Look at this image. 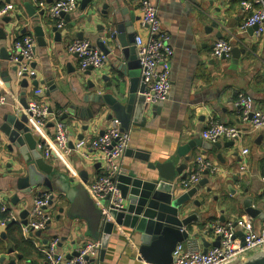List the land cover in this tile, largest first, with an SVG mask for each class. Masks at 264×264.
<instances>
[{"label": "crops", "instance_id": "0c3cea01", "mask_svg": "<svg viewBox=\"0 0 264 264\" xmlns=\"http://www.w3.org/2000/svg\"><path fill=\"white\" fill-rule=\"evenodd\" d=\"M0 1L11 6L10 12L0 20V30L6 36L5 40L0 39V49L4 48L10 55V48L15 40L23 35L32 36L35 39L32 68L36 73L34 80H26L28 87L22 88V79H17L12 71L14 65L0 58V85L8 95L7 103L0 106V123L8 113L22 114L13 98H16L18 103L24 98L26 103L35 100L43 102L53 113L49 116L48 123L52 127L47 125L44 132H39L41 142L46 146H49L52 140L53 116L58 112L59 119L68 127L71 148L78 140L102 135L110 120L89 117L85 113H79V116L75 117L72 112L65 110L67 104L86 108L87 105L78 101L77 95L88 94L85 86L87 78L78 72L79 58L67 53L66 47L68 43L79 39L78 34L84 31L83 40L88 41L92 48L98 49V32L95 28L99 25L105 26L107 17L103 12L111 14L113 5L119 10H125L127 17L132 13L137 18L133 25L135 34L144 37L146 31L140 25L139 19L140 0H92L83 9L82 0H79L76 10L69 14V21L65 22L64 29L58 31V40L51 32L54 22L48 15L49 6L56 0L52 3L44 0L42 6L32 0ZM150 1L158 10L161 27L170 36L173 49L170 63L171 91L166 101L156 105L158 111L149 110L143 126L127 131L130 135L127 150H142L164 160L170 156L175 157L178 148L188 141L194 139L199 141V144L205 142L200 135L210 119L239 127L241 130L238 140L219 141L221 148L215 153L195 146L186 154L189 157L187 161L175 157L177 163L182 166L181 175L176 181L178 187L182 175L186 178L194 170L197 157L205 158L219 169L217 173H208L206 177L203 173L202 178L208 180V185L201 188L187 205L189 214L201 217L200 222L190 225L189 237L194 239L203 251L205 247H212L216 240L211 230V226L216 223L235 222L245 216L250 220L252 227L259 230L264 222V182L261 180L264 173V126L253 128L249 123L243 122L235 107L237 95L243 93L250 96L256 106L264 111V37L256 39L253 36L254 31L240 30L247 15L239 0ZM93 4L96 5L95 8ZM105 4L108 5L107 9L103 8ZM26 6L33 10L32 18L28 16ZM6 18L9 19L8 23L4 22ZM89 18L91 24L86 22ZM34 21L36 23L32 24ZM36 25L45 32V47L37 45L33 31V26ZM219 39L229 41L232 49L243 50L236 64L231 63L232 53L229 58L222 60L211 58L213 45ZM109 64L108 60L107 66L99 74L106 73ZM2 74L10 78L11 88L5 87ZM53 74L55 77L52 78ZM51 80L56 91H50L47 96L46 83L50 84ZM34 81L38 82L37 89L44 93L42 98L34 94ZM22 93L25 95L22 96ZM63 114L67 115L65 119H61ZM229 143L231 146L224 148ZM6 144L7 142L0 138V205L7 206L19 217L26 211L27 219L34 197L44 190L39 188L29 195H21L16 190L13 180L23 176L22 170L19 169L23 164L16 151L14 154L9 153ZM245 149H248L249 153L243 156L242 150ZM217 155L220 156L219 159ZM12 156L16 157L14 162ZM46 161L56 168L57 173L69 175L77 184L81 183L80 174L86 178L85 185H88L103 173L100 165L92 160L91 154L84 157L72 152L69 154L68 163L52 156ZM131 163L130 158L123 156L121 168ZM243 163L247 167L245 172L240 171ZM207 188H210V192H207ZM228 189L234 193L231 194ZM179 194L181 193L177 192V195ZM15 195L18 196V201L13 202ZM248 198L252 208L260 212V216L250 217L245 213L243 202ZM194 201L199 206L194 205ZM92 203L95 205L93 201ZM94 207L98 209L96 205ZM69 208L70 205L62 198H58L54 205L49 206L46 209L50 217L49 225L39 236H32L33 243L26 240L16 226L7 228L6 225L5 228H0V258H4L2 264L11 261L15 264H42L43 256L36 246H47L54 239L58 240V253L66 259L74 256L84 242L93 239L87 236L88 227L83 220L67 217ZM59 209L64 211L59 213ZM121 232L125 239L115 244L112 237L103 259L98 257L90 264H144L137 257V240L126 231ZM247 258L249 257L243 260Z\"/></svg>", "mask_w": 264, "mask_h": 264}, {"label": "water", "instance_id": "95a60500", "mask_svg": "<svg viewBox=\"0 0 264 264\" xmlns=\"http://www.w3.org/2000/svg\"><path fill=\"white\" fill-rule=\"evenodd\" d=\"M52 3L53 0H46ZM92 2V0H82L81 8ZM153 3V2H152ZM95 4L93 7L95 8ZM27 7V6H26ZM108 5L103 6L107 9ZM113 12L108 14L103 12L107 17L104 25L96 26L98 32L96 46L99 51L110 61L109 68L106 73L99 74L88 67L83 75L87 78L85 86L88 94L82 96L78 93V101L87 105L86 108L80 106H72L67 104L65 110L72 112L75 117L79 113H85L89 117L106 120L115 119L119 122L121 130L136 129L143 126L146 121V114L151 111H158L156 105L149 107L145 100L148 88L141 76V68L137 58L134 46L135 29L134 22L137 20L132 13L127 15L125 10H119L112 6ZM28 16L32 18L34 12L27 7ZM65 22L69 21V15H63ZM5 23L9 19L4 20ZM91 24V18L86 21ZM36 23L35 21L32 23ZM256 26L248 29L253 32ZM34 34L37 38V45L45 47V32L39 25L33 26ZM55 39L58 40L60 35L55 26L51 27ZM79 39L83 40L84 31L78 34ZM0 39L5 40L6 36L0 30ZM243 50L233 48L231 63L236 64L239 55ZM0 58L8 61L9 55L4 48L0 49ZM12 71L15 73L16 68ZM74 73V70L71 71ZM101 72V71H100ZM69 73V70H68ZM79 74V73H78ZM4 77L5 87L11 88L10 78L6 74ZM55 74L52 75V78ZM27 79L23 78L20 82L22 88H27ZM48 96L50 91H56V87L51 80L50 84L46 83ZM37 89L38 82L32 84ZM25 93H22L24 96ZM44 93L35 95L42 98ZM19 105L23 110L27 109V103L24 98L19 100ZM49 108V113H51ZM81 116V115H80ZM66 114L61 116L65 119ZM48 127H52L51 124ZM0 138L7 142L6 149L9 153L14 154L16 151L18 157L21 158L20 170L23 172L22 177L14 178L15 188L21 195H29L34 190L43 188V190L52 193L49 206L54 205L56 200L64 199L70 208L67 211V217L70 219H81L88 227L87 236L94 241L100 243L101 250L99 254L100 260L103 259L105 250L112 237L116 244L117 241L125 239L121 230L131 234L137 240L136 253L138 260L144 264H174L175 257L173 251L177 244L183 243L191 232L190 225L201 221V217L197 214H189L187 205L201 188L208 185V180L202 178L197 185L189 189H178L177 179L181 175L182 166L177 163L176 158H184L188 160L187 153L195 146L204 150L215 153L221 148L217 143L202 142L199 144L197 140H191L180 146L175 157H169L162 160L157 155H150L142 150H126L124 156L130 158L132 163L121 168L119 174L114 178V183L120 193L122 199V208L109 210L111 220H106L101 212L92 205L91 199L88 197L85 189L86 178L80 174L81 183H76L69 175L63 176L57 173L56 168L49 164L43 157L42 152L38 149V144L42 143L38 134L31 130L28 117L25 113L16 115L13 113L6 114L0 123ZM231 146V143L224 148ZM50 156L56 158L52 153ZM219 155L217 158L219 159ZM14 162L16 157L12 156ZM208 172H204L206 177ZM182 180L185 176L182 175ZM229 190V189H228ZM177 192L181 194L177 195ZM210 192V188H207ZM231 194L234 191L229 190ZM13 202L18 201V196L12 198ZM251 200L248 198L243 202V210L250 216H260V212L252 208ZM194 205L199 206L197 202ZM64 210L59 209V213ZM27 212L20 214L22 224H26L25 216ZM49 225V222H48ZM121 229V230H120ZM41 232H35L39 236ZM113 240V239H112ZM217 237L212 246H218ZM61 248V244L59 245ZM207 247L203 250V253ZM76 255V254H74ZM247 258L245 261L244 258ZM243 260V261H242ZM4 258H0L2 264ZM90 261L89 263H91ZM7 264H15L13 261ZM230 264H264V250H258L244 256Z\"/></svg>", "mask_w": 264, "mask_h": 264}, {"label": "built area", "instance_id": "2783aa9c", "mask_svg": "<svg viewBox=\"0 0 264 264\" xmlns=\"http://www.w3.org/2000/svg\"><path fill=\"white\" fill-rule=\"evenodd\" d=\"M32 1L39 6L44 4V0ZM78 1L56 0L49 6L48 15L58 31H62L65 26L62 14L73 13L78 6ZM239 4L247 15L240 30L246 31L256 26L257 29L253 32V36L256 39L264 37V0H239ZM138 9L140 25L145 29L146 35L144 37L135 36L134 46L141 68V76L148 88L145 100L148 106L152 107L169 98L170 63L173 49L170 45V36L161 27L156 6L150 0H140ZM10 10L11 6L2 4L0 1V20ZM34 47L35 39L30 35H23L15 40L10 48L8 62L16 68L15 75L19 80L36 78V73L32 68ZM66 50L67 53L77 55L79 58L78 72L80 74L84 73L88 67L100 72L108 64V58L98 49L92 48L86 40H75L68 43ZM231 50L232 45L229 41L219 39L213 45L211 58L215 60L229 58ZM40 93L42 91L34 90L35 95ZM7 96L0 85V106L7 103ZM13 100L22 113L27 115L31 130L40 137L39 132H44L49 123V116L53 115L52 112L49 113L48 106L35 100L27 103V109L23 110L16 98ZM235 107L243 122L249 123L253 128L264 126V111L256 106L250 96L239 93L235 100ZM59 116V112L53 116V137L49 146L42 142L38 144V149L42 151L45 159L50 158L49 153H52L58 160L65 163H68L69 154L72 152L84 157L91 154L92 160L100 165L103 173L92 183L85 185V189L101 215L106 220H111L109 210L122 208V199L113 180L121 170L122 158L129 146L130 135L121 130L117 120L112 119L102 135L78 140L71 148L68 127L64 121L59 119ZM240 135L239 127L210 119L200 136L204 141L213 144L222 140L236 141ZM248 153V149L242 150L243 156ZM246 168V164L243 163L240 171L245 172ZM205 171L214 174L219 169L205 158L197 157L194 170L180 182V187L185 190L197 185ZM261 180L264 182V173ZM51 195L52 193L44 190L34 197L29 216L25 219V225L14 211L5 205H0V228L15 223L20 227L24 238L33 243L32 236L35 232L45 230L50 221L46 209L49 207ZM2 215L5 217L3 218ZM211 230L214 236L219 238L218 246L207 248L203 253L197 242L188 237L183 243L176 245L172 254L175 257L174 264H230L247 254L264 250V222L259 230H255L250 220L243 216L235 222L216 223L211 226ZM128 242L131 244L130 240ZM57 245L58 240L54 239L47 246H36L43 256L42 264H90V261L98 259L101 250L99 242L88 240L76 250V255L66 259L57 252Z\"/></svg>", "mask_w": 264, "mask_h": 264}, {"label": "trees", "instance_id": "16d2710c", "mask_svg": "<svg viewBox=\"0 0 264 264\" xmlns=\"http://www.w3.org/2000/svg\"><path fill=\"white\" fill-rule=\"evenodd\" d=\"M2 217L4 218L5 216L2 215ZM9 226H16V227H18V229L20 230V227H19L17 224H15V223L7 224V228H8ZM20 232H21V230H20Z\"/></svg>", "mask_w": 264, "mask_h": 264}]
</instances>
